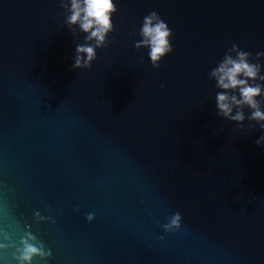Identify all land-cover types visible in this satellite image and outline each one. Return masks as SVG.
Wrapping results in <instances>:
<instances>
[{"label": "water", "instance_id": "95a60500", "mask_svg": "<svg viewBox=\"0 0 264 264\" xmlns=\"http://www.w3.org/2000/svg\"><path fill=\"white\" fill-rule=\"evenodd\" d=\"M114 3L96 47L70 0H0V264L24 241L32 264H264V128L219 115L212 76L237 51L264 75V0Z\"/></svg>", "mask_w": 264, "mask_h": 264}, {"label": "clouds", "instance_id": "9594fccd", "mask_svg": "<svg viewBox=\"0 0 264 264\" xmlns=\"http://www.w3.org/2000/svg\"><path fill=\"white\" fill-rule=\"evenodd\" d=\"M70 4L71 15L68 17V23L78 25L80 30L87 34L89 41L95 40L96 47L102 46L107 34L112 30L111 17L116 12L114 0H70ZM141 34L144 37L143 44L150 49L149 58L154 65L171 52V31L155 13L145 18ZM233 50H236L235 46ZM76 51L77 58L73 65L75 68L88 67L95 59V48L92 46H77ZM262 57L264 52L257 53V60ZM212 76L217 81V87L222 90L216 96L218 114L225 119L242 123L245 118L242 109L246 106L251 110V119L264 128V109H261L258 99L264 96V85L256 83L257 80L264 81L261 66L258 63H250L248 53L237 51L235 58L226 56L212 72ZM236 92L238 96L229 94ZM234 109L237 110L235 114ZM261 144H264V137L257 141L258 146ZM178 219L177 217L173 223L176 224ZM35 256L45 258L42 247L38 249L24 241L16 259L19 264H32Z\"/></svg>", "mask_w": 264, "mask_h": 264}]
</instances>
